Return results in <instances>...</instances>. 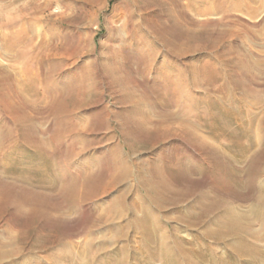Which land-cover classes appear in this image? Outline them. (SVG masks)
I'll list each match as a JSON object with an SVG mask.
<instances>
[{"label": "rangeland", "instance_id": "374dc122", "mask_svg": "<svg viewBox=\"0 0 264 264\" xmlns=\"http://www.w3.org/2000/svg\"><path fill=\"white\" fill-rule=\"evenodd\" d=\"M12 1L0 0V239L13 238L16 253L26 248L21 257L49 264L46 257L66 241L81 246L92 234L101 242L106 227H92L99 212L137 182L85 201L76 183L91 166L107 181L120 158L137 174L166 162L180 186L207 191L217 184L214 197L243 210L257 201L264 145L261 163L252 156L257 123L264 125V0H241V8L238 0H156L147 30L140 29L144 42L124 37L120 3L129 0H36L38 10L25 18L14 16L28 0L7 7ZM23 26L30 33L19 35ZM49 43L58 45L55 62ZM92 60L123 68L125 91L102 79L103 67L91 70L87 89L79 71ZM51 63L55 76L69 67L53 82ZM188 130L219 153L207 158ZM239 146L252 148L250 162H237ZM139 196L131 192L128 201ZM174 213L161 216L166 226L191 240Z\"/></svg>", "mask_w": 264, "mask_h": 264}, {"label": "bare ground", "instance_id": "6f19581e", "mask_svg": "<svg viewBox=\"0 0 264 264\" xmlns=\"http://www.w3.org/2000/svg\"><path fill=\"white\" fill-rule=\"evenodd\" d=\"M21 1L23 0H13L10 6L18 4ZM154 4L155 6L160 5L161 2H157L156 0H129V2L120 3V9L125 10L119 19L123 26L125 38L139 39L144 42L145 35L140 29L145 28L147 30V14ZM243 4L244 2L242 3L241 0H238L236 6L241 8ZM133 6L135 7L134 9ZM37 7L36 0H28L20 8H15L17 10L14 17H28L38 10ZM27 32L30 33L29 28L23 26L19 30V35L26 34ZM15 42L17 43V41ZM48 47L51 52L49 62H55L54 57L58 55V45L49 43ZM52 65L51 63V67L49 66V70L46 71L48 73V81L50 82L55 81L56 76L61 75L69 68L65 67L66 69H63V71L55 76L54 69L52 71ZM102 67L104 72L102 79L104 76H109L111 78L109 83L112 87L124 92V86H126L127 81L125 83L123 77L125 78L127 75L123 76V68L121 69L115 65L112 68ZM102 67L99 66L97 60H92L89 64H84L82 69L80 68L82 70L79 71L80 77L85 82L86 80L88 81L85 84L86 88L92 85L89 79L91 77L89 75L91 70L95 69L98 74H101ZM59 69L57 68L56 70ZM4 74L6 72L0 69V75ZM122 101L124 102L125 99ZM128 102H131L130 97ZM256 119L253 118V121ZM258 123L257 131L254 134V154L252 156V162L257 164L261 163L264 145V133L262 131L264 125L262 126L261 124L263 123L262 120L260 124ZM253 126H255L254 123L252 124V128H254ZM187 134L196 140L195 143L203 147L204 152L208 156L207 158L219 153L216 147L208 145L195 132L188 130ZM250 150L245 146H239L237 151L241 152V155L239 159H236L237 162L241 164L243 162H250ZM221 157L226 158L225 156H220L219 158L222 159ZM232 163L234 164L233 161ZM91 167L95 168L94 166ZM166 167V162L163 166L152 164L141 168L137 171V174L125 159L120 158L117 168L105 182H101L100 176L96 173L99 167L93 171L92 168H89L85 172H82V174L80 173V178L76 183V195L80 199L89 198L93 193L98 196L94 198H103L115 189H121L130 180H136L137 183L135 185H128L117 196H113L108 205L106 204L102 207V211L99 212L92 226L95 229L106 227L108 234L101 237V242L96 244L99 238L92 234L87 236L86 241L81 246H72L71 243H67L66 241L61 244L59 249L55 250L54 254L52 253V255L46 257L49 264H63L62 258H73L69 264H264V244L262 243L264 242V187L257 201L246 210H243L235 206L236 203L232 199L214 197L213 191L217 184H214L207 191L197 189L198 185L195 186L194 184L185 188L180 186L175 175L171 174V169H168L169 171L166 173ZM227 168L228 170H226L230 172V167ZM259 172L264 179V167ZM230 173L231 175L233 174L232 172ZM236 174L232 176H238ZM131 192H140V196L136 197L132 203L128 201ZM32 200L35 201L34 198ZM38 203L40 204V202ZM35 206L38 207V205ZM171 208L177 210L174 216H176L175 222L178 226L186 227L190 231L192 230L193 235L191 240L185 241L180 236L179 228L166 226L162 217ZM58 218L60 217L58 216ZM48 220L50 222V218ZM201 226L203 228L199 229ZM118 229L119 231H117ZM132 233L133 237L138 240V245L134 243L131 245L130 240L136 241L134 238H131L130 234ZM120 243H123L121 244L122 246L116 248V245ZM221 246L225 247V258L218 256ZM15 248V240L13 238L0 239V264H6V262H10V264L37 263L35 261L30 262L29 259H24L20 256L26 248H18L17 253L15 252ZM77 249L78 251H76Z\"/></svg>", "mask_w": 264, "mask_h": 264}, {"label": "clouds", "instance_id": "9594fccd", "mask_svg": "<svg viewBox=\"0 0 264 264\" xmlns=\"http://www.w3.org/2000/svg\"><path fill=\"white\" fill-rule=\"evenodd\" d=\"M7 7H12V6H7Z\"/></svg>", "mask_w": 264, "mask_h": 264}]
</instances>
